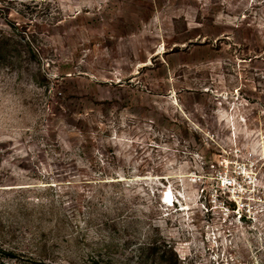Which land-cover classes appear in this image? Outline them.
<instances>
[{
	"label": "rangeland",
	"instance_id": "obj_1",
	"mask_svg": "<svg viewBox=\"0 0 264 264\" xmlns=\"http://www.w3.org/2000/svg\"><path fill=\"white\" fill-rule=\"evenodd\" d=\"M0 32V264H264V0H0Z\"/></svg>",
	"mask_w": 264,
	"mask_h": 264
},
{
	"label": "trees",
	"instance_id": "obj_2",
	"mask_svg": "<svg viewBox=\"0 0 264 264\" xmlns=\"http://www.w3.org/2000/svg\"><path fill=\"white\" fill-rule=\"evenodd\" d=\"M8 24L13 28V30L19 29V27L14 23ZM16 30L14 31L16 32ZM9 33L10 32H0V60H3L9 64H15L16 61L10 52L13 50H18V45H20V43L14 38L16 34L13 35L14 33ZM24 46L30 47L29 40L26 41Z\"/></svg>",
	"mask_w": 264,
	"mask_h": 264
},
{
	"label": "built area",
	"instance_id": "obj_3",
	"mask_svg": "<svg viewBox=\"0 0 264 264\" xmlns=\"http://www.w3.org/2000/svg\"><path fill=\"white\" fill-rule=\"evenodd\" d=\"M220 175L222 176V178H221L222 186H225L226 188L232 187L233 190H236V191H234V193L237 192L238 187H241L240 181L234 175H230V174H226V173L220 174ZM237 193H238V195L240 194L239 191ZM245 200H247V199L241 200L242 206L244 208L250 207V204Z\"/></svg>",
	"mask_w": 264,
	"mask_h": 264
}]
</instances>
